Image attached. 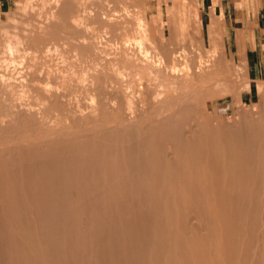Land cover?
Instances as JSON below:
<instances>
[{"label":"rangeland","instance_id":"374dc122","mask_svg":"<svg viewBox=\"0 0 264 264\" xmlns=\"http://www.w3.org/2000/svg\"><path fill=\"white\" fill-rule=\"evenodd\" d=\"M263 174L264 0H0V264H264Z\"/></svg>","mask_w":264,"mask_h":264},{"label":"bare ground","instance_id":"6f19581e","mask_svg":"<svg viewBox=\"0 0 264 264\" xmlns=\"http://www.w3.org/2000/svg\"><path fill=\"white\" fill-rule=\"evenodd\" d=\"M7 107H8V106H7ZM189 120H190V119H189ZM189 127H190V126H189ZM222 127H223V125H222ZM194 128H195V126H194ZM194 128H193V133L189 134V137H190V135H191V137H193V138H192V142H191V143L193 144V146H194V145H197V146H198V144H200V141H198V140L196 141V139H199V138L204 137V136L206 137V135H207V131H205V130L203 129V131L200 130V131L198 132V131H196V130H198L199 127H198L197 129H196V128L194 129ZM188 130H189V129H188ZM213 130H214V132H215V129H213ZM221 130H222V128H221ZM216 131H218V130L216 129ZM184 133H185V132H184ZM221 134H222V133H221ZM163 135H164V134H163ZM179 135H180V134H179ZM224 135H225V134H224ZM225 136H226V135H225ZM189 137H188V138H189ZM188 138H187V140H188ZM202 139H203V138H202ZM203 140H204V139H203ZM184 141H185V140H184ZM189 141H190V140H189ZM207 142H208V141H207ZM189 143H190V142H189ZM185 144H186V143H185ZM205 144H206V143H205ZM203 146H204V145H203ZM189 147H190V146H189ZM183 148H184V147H183ZM196 148H197V147H196ZM172 149H173V148H172ZM194 149H195V146H194ZM194 149H193V150H194ZM188 150H189V149H188ZM197 150H198V149H197ZM195 151H196V150H195ZM195 151H194V152H195ZM204 151H205V150H204ZM191 152H192V151H191ZM188 154H189V153H188ZM195 155H197V154H195ZM208 158H209V157H208ZM177 162H178V161H177ZM179 163H180V162H179ZM197 163H198V162H197ZM174 165H175V163H174ZM179 165H180V164H179ZM21 169H22V168H21ZM175 169H176V168H175ZM177 169H178V168H177ZM177 169H176V170H177ZM22 170H23V169H22ZM179 171H181V170H179ZM173 174H174V173H173ZM178 175H179V174H178ZM178 175H177V176H178ZM263 175H264V174H263ZM261 176H262V175H261ZM177 180H178V179H176V181H177ZM178 182H179V181H178ZM176 183H177V182H176ZM193 183H194V182H193ZM185 185H186V183H185ZM192 185H194V184H192ZM195 186H196V185H195ZM263 187H264V186H263ZM189 188H190V187H189ZM193 188L195 189L196 187H193ZM197 188H198V187H197ZM197 188H196V190H197ZM194 189H193V190H194ZM263 189H264V188H263ZM180 190L182 191V189H180ZM180 190H179V191H180ZM188 190H189V189H188ZM193 190H192V191H193ZM199 191H200V190L198 189V193H197V194H199ZM193 192H195V191H193ZM200 193H201V192H200ZM180 194H181V193H180ZM190 195H191V194H190ZM192 195H193V194H192ZM181 196H182V195H181ZM193 196H194V195H193ZM206 196H207V195H206ZM206 196H205V197H206ZM213 196H214V195H213ZM186 197H188V196L186 195ZM190 200H191V199H190ZM202 200H203V199H202ZM191 202H192V201H191ZM197 202H198V201H197ZM202 202H203V201H202ZM202 202H201V203H202ZM198 203H199V202H198ZM198 203H197V204H198ZM189 204H190V203H189ZM193 204H194V203H192V205H190V208H189V211H188L189 213H188V214H189L190 216H193L194 219H195V217H197V218H199V219H201V218L203 219V221H202L199 225L202 224V226L204 225L203 227L206 228V229H204V230H206V234H207L206 238H207L208 242H210V240H211V241L213 240L212 237L214 236V235H213L214 233H212L211 228H209V227H208V224L205 222V219H206V212H207V211H205V213H204V211L201 209L204 205H203V206L201 205L202 207L199 208V207H200V203H199V207L196 205V206L198 207V208H197L196 206H193ZM194 205H195V204H194ZM206 208H207V207H206ZM210 208H211V207H210ZM164 209H165V208H164ZM206 210H207V209H206ZM209 210H210V209H209ZM213 210H215V209L213 208ZM165 212H166V211H165ZM210 212H211V211H210ZM215 215H216V214H215ZM215 215H214V218H215ZM167 216H168V215H167ZM190 216H188V217L190 218ZM207 217H210V215L207 216ZM220 217H221V216H220ZM189 218H188V219H189ZM208 220H209V218H208ZM196 221H197V220H196ZM209 221H210V220H209ZM216 221H217V219H216ZM216 221H215V222H216ZM210 222H211V221H210ZM197 223H198V222H197ZM232 223H233V222H232ZM183 224H184V223H183ZM209 224H210V223H209ZM222 224H223L222 226H225L223 222H222ZM184 225H185V224H184ZM212 225H213V224H212ZM217 225H218V224H217ZM220 225H221V224H220ZM202 226H201V227H202ZM227 226H228V224H226V227H227ZM12 227H13V226H12ZM181 227H182V226H181ZM203 227H202V228H203ZM210 227H211V225H210ZM214 227H215V226H214ZM226 227H225V228H226ZM222 228H223V227H221V229H222ZM13 229H14V228H13ZM169 229H170V227H169ZM185 230H186V229H185ZM204 230H203V233H204ZM14 231H15V230H14ZM197 231H198V229H197ZM224 231H225V230H224ZM17 232H18V231H17ZM200 232H201V231H200ZM203 233H201V234H203ZM220 233H221V232H220V230H219V231H218V234H219V235H218L217 238H219ZM224 233H225V232H224ZM168 234H169V233H168ZM171 234H172V233H171ZM215 234H217V233H215ZM172 235H173V234H172ZM221 235H222V234H221ZM224 235H225V234H224ZM226 235H229L228 232H227ZM186 236H187V235H186ZM222 236H223V235H222ZM171 237H172V236H171ZM201 237H202V236H201ZM32 238H33V237H32ZM168 238H169V237H168ZM188 239H189V238H188ZM200 239H202V238H200ZM203 239H204V238H203ZM224 239H225V238H224ZM226 239H227V238H226ZM34 240H35V238H34ZM19 241H20V240H19ZM30 241H32V240L30 239ZM200 241H201V240H200ZM202 241H203V240H202ZM219 241L221 242L222 240L219 239ZM212 242H213V241H212ZM224 242H225V241H224ZM19 243H20V245H21V242H19ZM19 243H18V244H19ZM192 243H194V242H192ZM196 243H197V242H196ZM225 243H226V242H225ZM31 244H32V243H31ZM36 244H38V243H36ZM178 244H179V243H178ZM209 244H210V243H209ZM219 244H220V243H219ZM20 245H18V246H20ZM213 245H214V244H213ZM226 245H227V244H226ZM226 245H225V247H224L223 250H225V248L227 247ZM12 246H13V245H12ZM22 246H23V245H22ZM203 246H204V245H202V249H203ZM209 246H210V245H209ZM211 246H212V245H211ZM223 246H224V245H223ZM259 246H260V245H259ZM213 247H214V246H213ZM12 248H13V247H12ZM204 248H207V247H204ZM208 248H209V247H208ZM211 248H212V247H210V250H211ZM219 248H220V247H219ZM219 248H218V249H219ZM28 249H29V248H28ZM193 249H194V248H193ZM199 249H200V248H199ZM214 249H215V248H214ZM214 249L212 248V252L214 251ZM227 249H228V248H227ZM227 249H226V250H227ZM30 250H31V249H30ZM194 250H195V249H194ZM200 250H201V249H200ZM221 250H222V248H221ZM221 250L219 249L220 252H221ZM223 250H222V252H223V254H224V251H223ZM226 250H225V251H226ZM18 251H19V250H18ZM204 251L207 252V253H209V251H207L206 249H205ZM227 251H228V250H227ZM194 252H195V251H194ZM212 252H211V253H212ZM214 252H215V251H214ZM176 253H177V252H176ZM201 253H202V251H201ZM18 254H19V253H18ZM23 254L25 255V253H23ZM177 254H178V253H177ZM204 254H205V253H204ZM220 254H221V253H220ZM223 254H222V255H223ZM225 254H226V253H225ZM227 254L229 255V253H227ZM9 255H10V253H9ZM16 255H17V254H16ZM180 256H181V255H180ZM213 256H214L213 258H215L216 255L213 254ZM223 256L225 257V255H223ZM14 257H15V256H14ZM22 257H23V256H22ZM22 257H21V258H22ZM29 257H30V255H29ZM226 257H227V256H226ZM228 257L230 258V255H229ZM222 258H223V257L221 256V259H222ZM24 259H25V258H24ZM182 259H183V258H182ZM221 259H220V260H221ZM225 259H226V261H227V258H225ZM230 259H231V258H230ZM230 259H229V260H230ZM10 260H11V259H10ZM12 260H13V259H12ZM21 260H22V259H21ZM38 260H39V259H38ZM198 260H200V259H198ZM202 260H203V258H202ZM214 260H215V259H214ZM217 260H218V259H217ZM232 260H233V259H232ZM4 261H5V260H4ZM18 261H19V260H18ZM23 261H24V260H23ZM23 261H22V262H23ZM34 261H35V259H34ZM226 261H225V262H226ZM5 262H6V261H5ZM8 262H9V261H8ZM19 262H20V261H19ZM218 262H220V261L218 260ZM222 262H223V260H222ZM222 262H221V263H222ZM27 263H28V262H27ZM32 263L35 264V263H38V262H35V263L32 262ZM201 263H202V261H201ZM201 263H200V264H201ZM206 263H208V262L206 261ZM212 263H213V262H212ZM8 264H9V263H8ZM23 264H24V263H23ZM25 264H26V263H25ZM202 264H203V263H202ZM222 264H223V263H222ZM226 264H227V263H226Z\"/></svg>","mask_w":264,"mask_h":264}]
</instances>
